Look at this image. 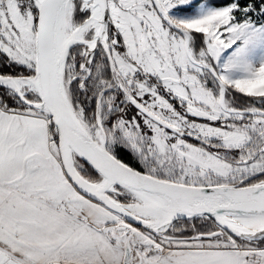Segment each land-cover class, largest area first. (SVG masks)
<instances>
[{"label": "snow or ice", "instance_id": "1", "mask_svg": "<svg viewBox=\"0 0 264 264\" xmlns=\"http://www.w3.org/2000/svg\"><path fill=\"white\" fill-rule=\"evenodd\" d=\"M0 264H264V0H0Z\"/></svg>", "mask_w": 264, "mask_h": 264}]
</instances>
